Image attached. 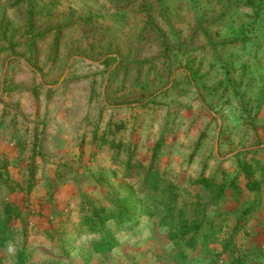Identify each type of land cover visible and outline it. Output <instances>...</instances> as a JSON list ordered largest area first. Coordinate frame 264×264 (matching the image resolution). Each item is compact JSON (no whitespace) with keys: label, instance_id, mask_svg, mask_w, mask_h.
Here are the masks:
<instances>
[{"label":"rangeland","instance_id":"obj_1","mask_svg":"<svg viewBox=\"0 0 264 264\" xmlns=\"http://www.w3.org/2000/svg\"><path fill=\"white\" fill-rule=\"evenodd\" d=\"M244 2L0 0V210L21 215L0 264L21 248L25 264H189L171 238L179 211L222 240L243 227V164L264 177V11ZM150 169L180 186L174 215L94 253L77 221L139 199ZM229 203L231 224L217 216ZM248 244L264 263V241Z\"/></svg>","mask_w":264,"mask_h":264},{"label":"trees","instance_id":"obj_2","mask_svg":"<svg viewBox=\"0 0 264 264\" xmlns=\"http://www.w3.org/2000/svg\"><path fill=\"white\" fill-rule=\"evenodd\" d=\"M243 6L248 8L253 15L259 16L264 11V0H245ZM242 167L245 172L244 188L249 192L256 191L264 177L261 175L259 179H254V171L251 167L246 164H243ZM238 179V176L235 177L228 184V187L238 186ZM2 180L3 176L1 175L0 182ZM196 183L207 184L208 181L198 179ZM140 195L141 197L136 201L124 199L118 207L111 211L103 207H88L84 211L82 217L77 221L75 230L78 233L95 235L90 241L94 253L101 255L110 253L119 245L116 233L130 229L133 226L132 222L143 216L151 217L155 214L164 213L162 219L165 220L168 216L172 218L180 198V186L169 180L163 172L150 169L143 179V189L140 190ZM254 206L253 203L244 213L251 212ZM20 218V213L9 204L5 205L3 211L0 210V250L6 249L16 242L15 223ZM220 230L211 224L205 225L203 221L198 219L189 220L184 216L182 210L179 211L176 230L178 236L171 234L172 241L177 247L175 256L180 260L185 259L187 257L185 249L192 252L200 250L205 254L216 255L211 245L217 242L216 235ZM232 244V239L226 241L224 251L227 252ZM67 248L68 246L63 247L61 253L65 254ZM27 257L28 255L23 248L16 253L18 264H25ZM244 259L237 257L233 260V264H245Z\"/></svg>","mask_w":264,"mask_h":264},{"label":"crops","instance_id":"obj_3","mask_svg":"<svg viewBox=\"0 0 264 264\" xmlns=\"http://www.w3.org/2000/svg\"><path fill=\"white\" fill-rule=\"evenodd\" d=\"M261 186L254 192H249L248 190L243 192V196H245V202H243V205H241V211L242 214L240 216V219L244 220L243 227L240 225L237 229H234L230 235H228V240L232 239L233 242L236 244L237 252L234 254L235 259L237 257L239 258H245V264H256L260 260L263 259L262 255L257 254L256 246L253 244H248L251 242H254L255 240L264 241V192H262ZM252 200V203H251ZM242 203V202H241ZM255 204L253 207V210L249 212L248 214H245L244 211L251 206L252 204ZM231 210H236V206L234 203H229L224 205V209L219 211L217 216L221 215V218H225L229 224H231L232 221H230V218L235 216V213H231ZM229 221H228V220ZM234 225L237 224L236 221H233ZM215 228L221 229L220 232L216 235V243L211 245V248H213L214 253L213 254H205L204 252L197 250V252H193L194 254L191 256H187L186 259H188L189 264H211L213 258H218L219 260L223 259V264H233V258L232 256L229 257L230 252L229 250L226 252L224 251V243L226 242V238L224 240L221 239L222 235V227L220 224H214L210 223ZM247 232L250 234H247ZM232 236V238H231ZM248 242V243H247ZM229 254V255H228ZM259 264V263H258ZM264 264V263H261Z\"/></svg>","mask_w":264,"mask_h":264}]
</instances>
